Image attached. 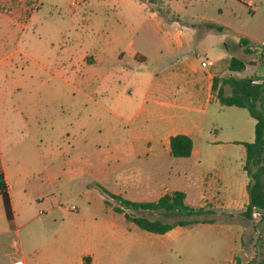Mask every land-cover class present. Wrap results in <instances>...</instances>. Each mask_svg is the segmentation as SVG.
<instances>
[{
  "label": "rangeland",
  "instance_id": "obj_1",
  "mask_svg": "<svg viewBox=\"0 0 264 264\" xmlns=\"http://www.w3.org/2000/svg\"><path fill=\"white\" fill-rule=\"evenodd\" d=\"M149 5L85 0L73 8L70 0H40L20 20L24 27L0 16V167L16 216L10 228L0 197V264H84L88 252L91 264H264V215L243 214L250 177L242 142L253 141L255 120L245 108L205 103L200 81L216 72L264 84V45L257 42L264 39V0ZM247 34L253 42L240 44ZM96 45L106 46L107 57L85 67L81 58ZM231 56L246 69L230 71ZM205 60L213 64L201 66ZM160 83L169 107H153ZM185 128L194 151L175 158L182 170H171L168 156H153L160 140L168 147V136ZM149 176L157 188L184 191L185 203L204 213L135 211L103 191L141 186ZM203 182L212 200L197 198ZM103 198L149 219L214 223L147 233Z\"/></svg>",
  "mask_w": 264,
  "mask_h": 264
},
{
  "label": "trees",
  "instance_id": "obj_2",
  "mask_svg": "<svg viewBox=\"0 0 264 264\" xmlns=\"http://www.w3.org/2000/svg\"><path fill=\"white\" fill-rule=\"evenodd\" d=\"M149 3L154 0H145ZM209 28L221 31L222 26L211 22L206 24ZM240 44L247 45L249 42L241 38ZM247 50V49H246ZM264 61V48L262 50ZM246 62L231 56L229 60V70L241 72L246 67ZM220 84V85H219ZM228 84L230 91L225 93L224 85ZM219 85V86H218ZM212 91L216 92V97L222 105L236 106L247 109L250 116L255 120L254 139L252 142H242L245 147V161L243 170L250 177L247 185L248 203L243 214L251 218L254 212L264 215V84L255 82L254 79L246 76H236L230 74L226 78L213 77ZM170 155L173 157H188L191 155L193 141L187 134L178 133L169 138ZM110 197L117 199L126 208L132 210H163L168 216H192L204 213V208H194L185 203V192L174 190L165 193L156 201L137 202L123 198L122 196L110 193L103 189ZM0 197L2 199L5 217L9 226L13 227V213L10 203L7 183L3 172L0 171ZM106 203H108L106 201ZM113 210L123 213L127 221L135 223L139 228L151 233L164 234L175 226H187L193 223L213 222V219H178L172 222H164L160 219H149L143 215H133L125 212L122 207L113 206Z\"/></svg>",
  "mask_w": 264,
  "mask_h": 264
},
{
  "label": "crops",
  "instance_id": "obj_3",
  "mask_svg": "<svg viewBox=\"0 0 264 264\" xmlns=\"http://www.w3.org/2000/svg\"><path fill=\"white\" fill-rule=\"evenodd\" d=\"M28 1L33 2V7L30 8L29 5H27ZM39 1L40 0H5V1L0 0V8H1L0 9V16L2 18H4V19L8 20L9 22H14L15 23V22H17V20H19L18 22L20 23V26L24 27L25 24L22 23L20 20L29 19L30 15L28 16L27 10L30 9V11L33 13L35 11V9H37ZM143 1H145V0H143ZM149 6H150L149 3L147 2V6L146 7H149ZM72 7L74 8V6H72ZM149 10H151V9H149ZM155 10H157V9H155ZM152 14H154V13H152ZM187 29H189V28H187ZM178 33H179V31H178ZM242 38L247 39L248 42H250V43L253 42V41L250 40L252 37L249 36V34H247V36L244 35V37H242ZM240 39L241 38H238V41ZM257 42H260L261 44L264 45V39H261L260 41H257ZM90 49H91V52L89 54L84 55L81 58V61L84 62L85 67L87 65L93 66L94 64L100 63V61L104 60V57H107L106 54H105L106 53V46H105V48H103V47H100V46L96 45V46H93ZM122 55H123V52H119V56H122ZM132 56H133L134 59H138V60H143L144 59V57L142 55H140L139 53H134ZM105 62H108V60H105ZM73 64H75V63H73ZM228 66H229V63H228ZM203 67H206V66H203ZM246 67H247V64H246ZM246 67H245V69H246ZM123 71H124V69L122 68L121 72H123ZM125 73H127V72L125 71ZM216 75H217L216 72H214V73L211 72L209 74H206V75L200 77V81L205 83L206 90H207L206 91L207 94H206L205 100H204L205 103H209L212 98L213 99H217L216 96L214 97V92L212 91V79ZM158 86H159V89H160V93L158 94V98H157L158 100H153V107H160V108H162V107L164 108V107H167V106L169 107L172 103L161 99V97H164V94H162V91L164 89L163 88L164 87V83H160ZM88 97L91 99L90 95H88ZM254 124H255V122H254ZM178 133L187 134V135H189L191 137L190 129L185 128V129H182V131H179L177 133L169 135L168 136V144H169L170 136L178 134ZM158 146H159V153L160 154H156L155 156H153L154 159H159L162 156H168L169 157V165H170V169L171 170L173 168H177V169L180 168L181 170L183 169V165L180 162H177L175 158H187V157H173V156H171L170 155V146L167 147V144H165L162 140H160ZM193 151L194 150H192L191 154L193 153ZM135 155H136V157L140 156L137 153H135L133 156L135 157ZM242 169H243V165H242ZM0 171L3 172L5 180H6V183H7L8 192H9V196H10V203H11V208H12V213H13V219H12L13 227H10V226L9 227L10 228H14L15 224H16V216H15L13 201H12V197L10 195L9 186H8V180H7L6 173L4 171V167H0ZM153 173H155V172H153ZM167 175H170V173H168ZM143 184L144 185H141V186H136V184H134V183H133V185L132 184L131 185L128 184V185H126L127 186L126 190L125 189L122 190L120 188V189H117L116 191H113V192L115 194H118V195L122 196L123 198H125L127 200L137 201V202H146V201H156L160 196L165 194V192L168 191V190H172V191L180 190V189H176V188L168 189L167 187H164V188H160L159 187V188H157L155 186V184L152 182V180H150V176L147 177V179L145 178V181L143 182ZM203 186L204 187L199 192V195H198L197 198L198 199L199 198H203L204 194H205L206 199L208 198V199L212 200L211 198L214 197L215 195L211 192V190L206 189L205 183L203 184ZM185 198H186V193H185ZM1 201H2V199H1ZM106 201L107 200L103 198L101 200V203H103V205L105 207H107L111 212L116 213L117 215L122 217V219H124V221L126 223H133V222L127 221L125 219L123 213L115 212L113 210V208L109 207L106 204ZM220 202H221V200H220ZM247 203H248V201H247ZM221 204H222V202H221ZM222 206H223V204H222ZM2 208H3V204H2ZM3 211H4V209H3ZM4 215H5V213H4ZM94 219H96V218H94ZM104 223L106 224L107 220H104ZM203 223H209V222H203ZM210 223H214V222H210ZM8 224H9V222H8ZM141 230H143V229H141ZM143 231H145L147 233H151V232H148L146 230H143ZM153 234H156V233H153ZM237 244L239 246V238H238ZM21 248H22V246H21ZM89 254L90 253L88 252V253L83 254L81 256V260H82V262L84 264H91V257H90Z\"/></svg>",
  "mask_w": 264,
  "mask_h": 264
},
{
  "label": "built area",
  "instance_id": "obj_4",
  "mask_svg": "<svg viewBox=\"0 0 264 264\" xmlns=\"http://www.w3.org/2000/svg\"><path fill=\"white\" fill-rule=\"evenodd\" d=\"M85 0H70V5L71 6H77L78 4L84 2ZM213 62L211 60H205L201 62L202 66H209L212 65Z\"/></svg>",
  "mask_w": 264,
  "mask_h": 264
}]
</instances>
